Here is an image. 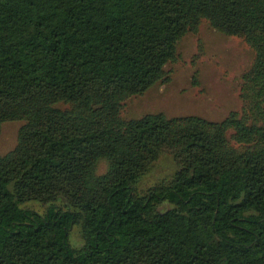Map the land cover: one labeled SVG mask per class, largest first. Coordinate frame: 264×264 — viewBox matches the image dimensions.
I'll return each mask as SVG.
<instances>
[{
	"label": "trees",
	"instance_id": "obj_1",
	"mask_svg": "<svg viewBox=\"0 0 264 264\" xmlns=\"http://www.w3.org/2000/svg\"><path fill=\"white\" fill-rule=\"evenodd\" d=\"M204 21L255 53L241 111L123 119ZM15 120L0 264H264V0H0V128ZM166 154L178 171L140 193Z\"/></svg>",
	"mask_w": 264,
	"mask_h": 264
},
{
	"label": "rangeland",
	"instance_id": "obj_2",
	"mask_svg": "<svg viewBox=\"0 0 264 264\" xmlns=\"http://www.w3.org/2000/svg\"><path fill=\"white\" fill-rule=\"evenodd\" d=\"M178 59L166 66L169 80L151 87L144 94L134 96L123 104L121 117L140 119L150 114H164L169 118L198 116L212 122H222L232 112H240L242 76L251 68L255 53L239 37L224 35L204 21L197 33L186 34L178 43ZM23 121H6L0 128V156L13 151ZM108 164L101 161L98 174L107 172ZM179 166L170 154L163 155L137 185L140 193L163 181L170 180ZM29 207L43 212L44 206L33 203ZM172 206L165 203L159 210ZM71 242L81 248L80 227L71 233Z\"/></svg>",
	"mask_w": 264,
	"mask_h": 264
}]
</instances>
